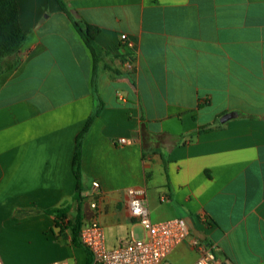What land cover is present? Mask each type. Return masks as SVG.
<instances>
[{"label":"crops","instance_id":"1","mask_svg":"<svg viewBox=\"0 0 264 264\" xmlns=\"http://www.w3.org/2000/svg\"><path fill=\"white\" fill-rule=\"evenodd\" d=\"M63 1L101 29L102 56L56 0H16L27 39L0 71L2 262L87 264L46 211L74 216L76 138L94 116L80 195L99 184L109 248L139 228L126 190L141 188L153 221L185 219L221 263L264 264V0ZM198 256L185 241L169 260Z\"/></svg>","mask_w":264,"mask_h":264},{"label":"built area","instance_id":"2","mask_svg":"<svg viewBox=\"0 0 264 264\" xmlns=\"http://www.w3.org/2000/svg\"><path fill=\"white\" fill-rule=\"evenodd\" d=\"M125 38L124 35L121 36ZM116 96L120 98L118 94ZM121 144L125 139H120ZM92 189L82 195L89 201L92 218L86 220L80 231V241L89 251L90 264H171L169 256L178 245L188 241L199 252L193 264H224L217 260V248L206 240L190 236L189 226L185 219L173 218L164 221H153L146 204V191L141 188L126 190V208L133 223L141 229L137 238L132 230L128 238L115 247L109 248L103 226L98 221L101 208L95 197L100 195L99 184L92 183ZM0 264H4L0 258ZM48 264H71L67 260L54 261Z\"/></svg>","mask_w":264,"mask_h":264},{"label":"trees","instance_id":"3","mask_svg":"<svg viewBox=\"0 0 264 264\" xmlns=\"http://www.w3.org/2000/svg\"><path fill=\"white\" fill-rule=\"evenodd\" d=\"M61 10L66 14L73 28L83 40L84 44L90 51L94 63L102 56V50L96 44V37L100 34L101 29L93 24L81 19L77 12L67 6L63 0H56ZM27 35L20 26L18 5L16 0H0V58L7 60L12 58L11 63L5 62L0 65V71L14 68L18 60L16 59L21 48L26 42ZM130 56V54H128ZM132 61V59H130ZM94 116H90L88 121L76 138V150L73 160V172L76 178V190L73 198L75 204V214L70 217L72 205H64L60 208L46 211L47 214L54 216L55 228L58 230V238H70L71 243L79 248H84L87 255V264H90V253L80 241V231L87 220L82 212L84 198L81 194L80 171H79V151L81 141L88 131Z\"/></svg>","mask_w":264,"mask_h":264},{"label":"water","instance_id":"4","mask_svg":"<svg viewBox=\"0 0 264 264\" xmlns=\"http://www.w3.org/2000/svg\"><path fill=\"white\" fill-rule=\"evenodd\" d=\"M232 117H234V114H232V113H228V114H226V115H224V116L222 117L221 122H225L226 120H228V119H230V118H232Z\"/></svg>","mask_w":264,"mask_h":264},{"label":"rangeland","instance_id":"5","mask_svg":"<svg viewBox=\"0 0 264 264\" xmlns=\"http://www.w3.org/2000/svg\"><path fill=\"white\" fill-rule=\"evenodd\" d=\"M141 229L140 228H137L136 230H135V236L137 237V238H140L141 237Z\"/></svg>","mask_w":264,"mask_h":264}]
</instances>
